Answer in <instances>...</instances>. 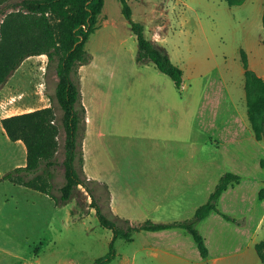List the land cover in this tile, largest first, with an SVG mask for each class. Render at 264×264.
Here are the masks:
<instances>
[{
    "label": "rangeland",
    "instance_id": "rangeland-1",
    "mask_svg": "<svg viewBox=\"0 0 264 264\" xmlns=\"http://www.w3.org/2000/svg\"><path fill=\"white\" fill-rule=\"evenodd\" d=\"M128 2L133 20L144 25L147 37L159 39L170 60L182 69L184 82L189 85L191 78L198 79L192 81L198 103L197 147L203 150L205 144L219 158V167H214L209 173L211 180L202 187L213 190L212 177L217 171L239 177L216 202L218 215L196 224L209 251L208 258L217 260L210 264H227L236 253L241 264H261L255 246L264 243V142L256 140L248 120L241 51L249 68L262 74L264 0H245L238 6H229L225 0ZM139 8L143 13L136 12ZM2 18L0 15V22ZM85 50L94 62L86 64L80 74L78 68L77 76L81 75L87 115L96 121L97 132L107 136L114 158L123 164L122 171L96 173L112 185L109 190L115 203H110L103 186H89L105 214L110 216V207L112 215L138 224L146 220L139 203L141 189L121 187V182L139 184L146 166L142 155L146 146L142 139V86L150 81L172 82L153 64L136 63V36L121 12L119 0H103L97 28L86 41ZM56 64L46 55L26 58L5 84L2 94L7 104L3 108L20 114L53 105L59 118L62 112L50 99L57 82ZM262 132L264 136V129ZM63 143L61 130L55 155L58 164L48 169L55 196L64 181L60 165ZM20 152L0 135V264H94L107 253L110 232L100 227L91 197L79 186L67 203L59 205L49 195L1 180L22 160ZM193 216L186 212L176 220H191ZM142 233L132 236L133 243L118 240L116 262L124 260L126 251L139 258L135 252ZM261 252L264 258V247Z\"/></svg>",
    "mask_w": 264,
    "mask_h": 264
},
{
    "label": "trees",
    "instance_id": "trees-1",
    "mask_svg": "<svg viewBox=\"0 0 264 264\" xmlns=\"http://www.w3.org/2000/svg\"><path fill=\"white\" fill-rule=\"evenodd\" d=\"M229 6L241 5L245 0H225ZM121 12L137 39L135 61L139 65L152 63L169 77L176 88H181L183 71L174 64L167 52L145 35L141 22L134 21L128 0H119ZM103 0H0V88L31 56L46 55L49 61L56 60L54 95L62 114L58 118L54 106L50 105L33 111L15 114L1 119V125L10 141H22L26 150L24 166H18L3 175L1 180L27 187L53 197L56 204L67 203L80 186L91 197V207L100 227L112 233L107 253L94 264H107L116 257L115 241H132V236L141 231L158 232L170 229L187 231L195 242L200 255L206 257L208 249L196 224L211 212H217L216 202L222 193L239 177L231 172L222 175L214 190L203 205L199 206L191 220L157 223L151 220L134 224L111 214H105L94 201L90 183L83 171L82 140L85 134V107L81 102L78 68L90 62V54L85 43L97 28ZM7 10V11H4ZM262 23L264 25V12ZM264 43V42H263ZM244 67V91L248 120L256 140L264 142V78L258 77L248 68L246 56L241 52ZM64 132V181L59 187V195L51 192L49 168L57 165L55 159L58 138ZM99 185V184H98ZM103 188H106L103 186ZM108 192V189L106 188ZM109 194V192H108ZM226 220L231 218L222 214ZM122 222L123 225L119 224ZM261 247L256 246L261 261L264 262Z\"/></svg>",
    "mask_w": 264,
    "mask_h": 264
},
{
    "label": "crops",
    "instance_id": "crops-1",
    "mask_svg": "<svg viewBox=\"0 0 264 264\" xmlns=\"http://www.w3.org/2000/svg\"><path fill=\"white\" fill-rule=\"evenodd\" d=\"M136 12L143 13L140 11V8L137 9ZM152 20L153 18H151L150 21ZM148 38L151 39V37ZM158 40L153 41L160 46ZM241 52L244 53V51ZM90 57L91 60L88 65L94 62V57L91 55ZM85 66L86 65L79 67V74L81 69ZM241 73L244 77V67ZM255 74L260 78H264V71L262 74ZM79 80H81V75ZM197 80L196 78H191V83L187 85L184 82L183 76V83L181 86L183 93L178 91L172 80L171 82L173 85L150 81L145 86H142V104L145 113L141 122L144 126L142 128V139L145 141L144 143L146 145L142 155L146 158V166L141 170L144 174L141 175L139 184L121 182V187H139L141 189L139 203L141 210L145 213L143 219L153 222L160 220L161 222L159 223H168L166 222L167 220L173 219L177 221L176 219L182 217L186 212L195 213L197 209L195 205L204 203L208 199L222 176L220 173L221 171H217L213 175V190H205L204 187H202L205 181L208 182L209 179L211 180L209 173L214 170V167H219V158L215 157L218 155L217 153L207 150L205 144L204 148H202L203 150H198L197 147L198 103H196L197 96L194 93V87H192V81ZM196 84L199 85V83ZM5 86L7 85L0 88V135L9 145L20 148L22 160H20L16 167L24 166L26 161V150L22 141H10L1 125L2 118L16 114L9 113L8 109L5 110L3 108L4 104H7L2 94ZM204 91L205 88H203V92ZM82 97L81 93V102L86 111L85 134L82 140L83 171L88 179L97 182L100 186L108 188L110 203L113 204L116 202L115 196L109 190L112 185L110 182H107L108 180L106 181L103 176H98L96 173L122 171L123 164L114 158L110 142L106 139L107 136L101 132H97L98 125L95 120L87 115L88 110ZM219 156H223V154L220 153ZM32 191L38 192L33 189ZM44 195L47 196L46 194ZM137 202L138 201H135L134 203L136 204ZM189 205H193V207L190 208ZM68 214L71 215V213ZM217 215L218 213L214 211L205 219ZM237 227L239 228V225H237ZM141 232H143L141 242L135 252L139 253V258L137 255L133 254L132 256L129 251H126L124 260L116 262L117 253L116 258L107 264H112L113 262H116V264H210L211 262L214 263L217 261L216 259H212L211 261V259L208 258L209 251L206 257H202L195 242L192 241L185 230L170 229L158 232ZM111 239L112 233L110 232L107 234V245H109ZM118 240L119 239L115 241L116 252ZM134 241L135 237H132V241L127 242L133 243ZM238 257L239 253L234 254L233 261L227 264H241ZM260 262L262 264V261Z\"/></svg>",
    "mask_w": 264,
    "mask_h": 264
}]
</instances>
